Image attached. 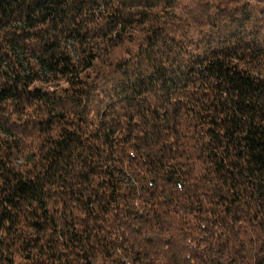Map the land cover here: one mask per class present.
Masks as SVG:
<instances>
[{
	"label": "trees",
	"instance_id": "obj_1",
	"mask_svg": "<svg viewBox=\"0 0 264 264\" xmlns=\"http://www.w3.org/2000/svg\"><path fill=\"white\" fill-rule=\"evenodd\" d=\"M0 264H264V0H0Z\"/></svg>",
	"mask_w": 264,
	"mask_h": 264
}]
</instances>
